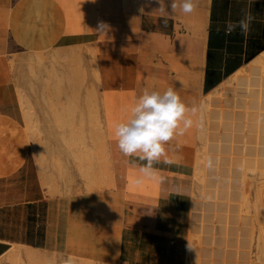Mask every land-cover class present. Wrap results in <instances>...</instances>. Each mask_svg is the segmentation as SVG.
I'll list each match as a JSON object with an SVG mask.
<instances>
[{"label":"crops","instance_id":"1","mask_svg":"<svg viewBox=\"0 0 264 264\" xmlns=\"http://www.w3.org/2000/svg\"><path fill=\"white\" fill-rule=\"evenodd\" d=\"M248 4L199 0L195 13L178 9L165 25L153 12L157 0H0V259L26 246L100 264H186L200 112L208 95L264 54V0H252L247 36L216 31L218 23L240 19ZM100 22L106 33L97 31ZM31 58L42 65L31 68ZM37 68L40 78H32ZM54 80L73 93L60 100L44 94ZM93 81L103 103L110 184L98 179L100 187L86 191L73 169L68 191L58 181L55 193L25 114L30 104L43 110L39 104L85 101L81 85ZM146 87H173L196 109L187 114L193 126L167 145L175 162L154 164L153 177L120 152L114 135Z\"/></svg>","mask_w":264,"mask_h":264},{"label":"rangeland","instance_id":"2","mask_svg":"<svg viewBox=\"0 0 264 264\" xmlns=\"http://www.w3.org/2000/svg\"><path fill=\"white\" fill-rule=\"evenodd\" d=\"M34 67H35L34 65L31 66V68H34ZM39 68H37V70H35L31 73L32 78H36V77L40 78V69ZM253 71L254 70L252 68L247 69L245 71H241L236 76H234V78L232 77L233 79L232 78H231V80L229 79L230 82L226 86L222 85L216 91H214L213 93L208 95V98L205 100L203 107H202V110L200 112V116H199V120H198V124H197L198 132H197L195 147H194V152H193V169H194V176H193L194 193L193 194H194V198H193L192 217H191L190 229H189V234H188L189 235L188 244L190 245V247L188 246L189 248H188V252H187L186 264H197V263L198 264H205V263L206 264H222L224 261H226V262H224L223 264H225V263L226 264H233V263L234 264H259L260 262H261L260 264H264V225H262V224H264L263 223L264 222V199H263L264 198V181L262 180V178L264 179V176L262 178L259 177V176L264 175L263 170H262L263 174L259 175L260 168L261 169L264 168V160H262L260 162L261 156L264 157V117H263L264 116V91H263L264 90V81H263V78L261 76L260 71L259 72L257 71L256 73L255 72L252 73ZM32 75H34V76H32ZM239 77H241L240 78L241 80L239 79ZM253 80H254V82H253ZM49 82L51 84V81H49ZM57 83L59 84L60 87H58V89L56 88L57 93H54V90H56L55 86L58 85ZM83 83H85V80H82V84ZM54 84L55 85L53 87L49 86V88H46L47 89L46 92H43V93L49 94V95H54L56 100H57V96H59V94H61V93H62L61 95H64V94L68 95V94L73 93L72 88H70V90L68 87L63 89L61 84L57 80L54 81ZM248 84H252V86H253V84H256V86H254V87H257V88L255 89V92L252 95L245 89L248 86ZM258 84H262V85L259 86ZM86 88L88 90H86ZM229 90L232 92H230ZM234 91H235V93L232 95V93ZM58 92H61V93L58 94ZM240 92H241V95H240ZM86 95H88V97ZM81 96H82V100L84 99L86 101V103H85V101L78 102L77 104L79 106L77 104H75V102L71 103L70 101L68 103H66L67 105L65 104V102H63V104H62V102H55V103H58L60 105L55 104L54 102H47V103H43V104L38 105L41 107L43 106V108L45 107V109L38 110V109H36V106L30 104L29 108L27 109L29 115H28V113L25 114L24 120L26 121L27 128H28V130H29V132L33 138V141H34V147L36 148V152H35L36 157L38 159V163L40 164L41 169L46 174L45 178H46V181L48 183L47 185H50V189H53V188L57 189L58 188L57 187L58 181L60 184H62V182L64 181L65 182L64 184L66 187L64 191L67 192L68 191L67 185L69 184V182H72V178H73V174H74L73 169L75 170V174H78L79 175L78 177L82 181V182H80L81 187L85 188V186H86V188H85L86 191L97 190V189H91L90 187H94L96 184H98L99 183L98 179H99V181L100 180L104 181L106 179V182H105L106 186L105 187L109 186V184H110V180H108L110 177L109 176L110 172H108L109 171L108 158H105V156H106L105 146L107 144L106 139H105V143H104V140H102L103 142L100 144L101 138L103 139V137H104L103 133L106 135V133H105V131H106L105 120H104V114H103V105L99 101L100 100V92H99V89L94 84V81L87 84V85L81 86ZM212 98H215L216 101L211 102ZM224 98L226 99V101ZM60 99H62V96H60ZM60 99L58 98V100H60ZM61 104H62V106H61ZM64 105H65V107H64ZM86 106H88V107H86ZM66 107H68L69 109L66 110ZM71 107H73L72 108L73 112L70 110ZM77 107H78V110H77ZM209 107H211V108H209ZM69 110H70V113H69ZM38 111H40V112H38ZM82 112H83V115H79V114H82ZM68 113L71 115H69ZM74 113H76L75 116H74ZM58 114H61V115H58ZM32 116H33V118H31ZM59 116H61V117H59ZM64 117L66 119H64ZM69 118H72L74 120L69 119ZM67 119H69L70 122H68ZM63 120L66 121V124ZM89 125H90V127H89ZM80 126H81V128H80ZM220 126H221V128H220ZM72 127H74V128H72ZM222 128H223V130H222ZM250 128L251 129L253 128V129L251 130ZM81 129L84 130V132L81 131ZM46 130L50 131V132L44 133V131H46ZM75 130H76V132H75ZM101 131H103V133ZM80 132L82 134H80ZM88 132H90V134ZM245 132L248 134H246ZM222 134L225 135V137H227L226 140ZM242 134H244V135H242ZM82 135H84V136H82ZM219 135H221V137H223V138H221ZM256 135H257V137H256ZM215 136L220 137L222 139V141L219 144L217 142H219L221 139L219 138L220 139L219 140ZM72 138L74 139L73 140L74 142L72 141ZM96 138L99 140V142ZM214 139H215V143L213 142ZM256 139H258V140L256 141ZM96 140H97V142H96ZM235 140H236V143H235ZM242 141L243 142L246 141L247 146L245 145L246 142L242 143ZM239 142L241 145L239 144ZM257 142H258V144H257ZM96 143H99L100 145L103 144V146L97 147ZM222 143L225 146H221L220 144H222ZM81 145H82V147H81ZM256 145L257 146L259 145L260 147L259 146L257 147ZM219 146H220V148H219ZM241 146L244 148H241ZM94 147H96V148H94ZM250 147H252V148H250ZM97 148H98V151H97ZM243 149L244 150L246 149L245 151H247L248 153L247 152L245 153V151L243 152ZM211 151L213 154H215V156L216 155H218V156L215 157L214 155H212ZM95 152H98V153L96 154ZM257 153H258V155H256ZM94 154H95V157H93ZM91 155H92V157H91ZM209 155L210 156L212 155V157H210ZM225 155H227V157H225ZM228 155L231 157V160H230V157ZM234 155L235 156L238 155V156H236L238 158H236ZM241 155H243V156H241ZM87 156H89V157L87 158ZM96 156H97V158H96ZM219 156H220V159L218 158ZM239 156L244 157L245 159L240 158ZM248 156H252V157L250 158ZM253 157L257 161L260 162V163L258 162V164L261 165V163H262V165H263V167L259 165L260 166L259 170L256 169L259 166L257 167V162H254L256 160ZM99 158L101 159L100 161H99ZM209 158H211L213 161V167L211 169H209L206 166V162ZM262 159H264V158H262ZM242 160H243V162H242ZM230 161H232L231 162L232 165H230V163H229ZM51 162H53V163H51ZM241 162L244 163L245 165L242 164ZM92 163H93V165H92ZM103 163H105V165ZM227 163H228V165H227ZM76 165H80L81 167L78 169ZM89 165H90V167H89ZM242 165H243V167H242ZM87 167L90 170L89 173L87 172L88 171ZM239 167L242 168V171ZM81 168H83V170ZM84 168L87 169V171H86L87 173L85 176L83 174H80V172H79V170L81 169L82 173L85 174ZM201 168H204V169H201ZM237 168H239V169H237ZM251 168H252V170L255 168L256 171H252V170L249 171V169H251ZM246 169H248V171H246ZM230 171H231V173H230ZM61 172H62V174H61ZM239 173H240V175H239ZM51 174H54V175H51ZM229 174L231 176V179H229L230 178ZM242 175H245L246 177L245 176H243V177L245 179L248 178L247 179L248 181L251 180L250 182H252L251 183L252 185H249L250 182H248L247 180H244V178L241 177ZM63 178H65V179H63ZM83 178H86L85 181L83 180ZM203 180H204V182H203ZM242 180H243V182H242ZM259 180H261V182H258ZM244 182H245V184H247V189H248V187L250 188L249 192L247 189L241 188V187H244ZM227 183L228 184L230 183L229 188H228ZM241 183H242V185H241ZM220 184H221V186H220ZM87 186H88V188H87ZM202 186H204L206 188H204ZM209 187H211V188H209ZM217 188L219 190H217ZM54 189H53V191H54ZM229 189H230V191H228ZM57 191H58V189L55 190L54 192L56 193ZM209 191L211 192V195L209 194L210 193ZM242 191H244V192L242 193ZM228 193H229V195H228ZM208 195H210V196H208ZM228 196H229V198H228ZM205 197H206V199H208V201L205 199ZM255 197H256V200H255ZM243 198L244 199L246 198V202H244ZM199 199L202 201H200ZM204 199H205L204 202L206 204L203 202ZM209 199H210V202L212 204L209 203ZM215 200L218 203H216ZM224 200H227V201L229 200L232 203L228 201L229 202V204H228L227 201H224ZM238 201H239V203L244 202L246 205L244 203L239 204ZM247 201H249L250 204ZM254 201L258 202V205H259L258 210H260V211H258V213H257V208L255 209V206H257V205H256V203L254 204ZM222 202H226V204L222 203ZM203 203L205 206L202 205ZM215 203H216V205H215ZM227 204L230 205V207ZM237 205H238V207H237ZM240 205L243 206V208L241 209V212H239L240 209H238V211L236 210L237 208L241 207ZM244 205L246 206V208ZM211 206L212 207L214 206L215 209H214V207H213V209H211ZM226 206H227V210L224 209V207L226 208ZM247 206L250 208V210L247 209ZM200 207H201V209H200ZM203 208L205 210L204 211L205 213L210 214V215L208 214L210 217L207 216V214L203 213ZM208 208H210L212 211ZM228 210H229V212H228ZM243 210L244 211L246 210V211L243 213ZM254 210H256V212H254ZM247 211L248 212L250 211V212L248 213ZM246 212H247V214H245ZM214 213H215V215H214ZM242 213L245 214L246 216L248 215L249 218L244 216ZM254 213L258 214L257 217L260 214L258 220H257V218L255 219L256 215ZM241 214H242V216H241ZM202 215H204L206 217H204ZM211 216L213 219H211ZM215 217H217V218H215ZM221 217H222V219H220ZM238 217H240V219H238ZM241 217H242V219H241ZM201 219H203V221L204 220L205 221L203 222V221H201ZM214 219L218 220V222ZM234 219H236V221H234ZM213 220H214V222H213ZM255 220L258 221L257 224H256ZM226 221L229 222V224ZM245 221H247L248 225H250V226H247L246 225L247 222H245ZM260 221H262V222H260ZM197 222L198 223L200 222V223L198 224ZM238 222H240V223H238ZM213 223H214V225H213ZM236 223L238 225H236ZM260 223H262V224H260ZM207 224H209V226ZM227 224H228V226H227ZM232 225H235V226H232ZM258 225L263 226V229H262L263 231L260 229V226L258 229ZM244 226H245V229H244ZM203 227L205 229L208 227L209 228L204 230ZM247 227H249L248 230L250 232H248V230H246ZM233 228H234V230H233ZM239 228H241L242 230ZM225 229L227 230L228 234H227ZM214 230H215V232H214ZM258 230H261L260 231L261 233ZM212 232H213V234H212ZM232 232H234V233H232ZM258 232H259V234H258ZM262 233H263V236H262ZM233 234H235V235H233ZM243 234H246V236H249V237L252 236V237L250 239L245 238V235L243 236ZM221 235H224V236L227 235L226 236L227 239L224 236L221 237ZM228 235H231V238L228 237ZM236 235L238 236L237 237L238 239L235 237ZM211 236H214V237H211ZM233 236L236 239L232 238ZM258 236L262 237V238L258 239L259 242H257V239H256V238H258ZM196 238L198 239V241L196 240ZM228 238H230V239H228ZM224 239L226 242L224 241ZM231 239H233V240H231ZM219 240H220V242H219ZM236 240H237V242H234ZM228 241H231V244H234V245H232V246H234L233 248L230 249V247H232V246L228 245V243H227ZM239 241H240L241 246L238 247V245H235V244L238 243ZM223 242L225 243V245ZM256 242H257L258 246H257ZM210 243H211V245H210ZM246 243H250V244H246ZM251 244H252V246H251ZM222 246H226V247L224 248ZM228 246H229V248H228ZM203 248H204V250H203ZM221 248H223V249H221ZM226 248L228 250L229 249L230 250L228 251ZM244 248H246V249H244ZM247 248L248 249L250 248L249 251ZM14 249H16V248H14ZM195 249H197V250H195ZM233 249L235 251H233ZM239 249L241 250L240 252H239ZM236 250H238V251H236ZM242 250H243V252H242ZM204 251H206V252H204ZM201 252H202V254H201ZM10 253H8L6 256H4L2 259H0V264H11L12 261L9 258ZM247 253H248V255H246ZM46 254L48 256V261L46 262V264L48 262L49 263L51 262L50 264H59V260H60L61 256H58L57 254L52 253V252H49V254H48L47 251H46ZM199 255L202 258L199 257ZM206 255L208 258L206 257ZM238 255H239V257H238ZM49 256H51L52 258H50ZM203 256H204V258H203ZM248 257H249V259H248ZM223 258H225V260ZM52 259H53V261H52ZM8 260H10V261H8ZM82 261H85V260H82ZM80 262H81V260H76V264H78ZM87 262H90V261H86V263ZM94 263H96V262H94ZM96 264H100V263H96Z\"/></svg>","mask_w":264,"mask_h":264},{"label":"clouds","instance_id":"3","mask_svg":"<svg viewBox=\"0 0 264 264\" xmlns=\"http://www.w3.org/2000/svg\"><path fill=\"white\" fill-rule=\"evenodd\" d=\"M157 3L159 7L153 12L159 13L165 25L168 19L175 17L178 9L184 15H191L199 7V0H157ZM251 3L252 0H249L248 7L242 9L240 19H228L222 25L218 23L217 33L223 31L225 36H230L239 29L241 35L247 36L255 19L250 10ZM139 11L143 14L144 8L141 7ZM108 30L109 26L100 22L97 31L106 33ZM190 112L194 114L196 109L187 107L173 87L164 91L144 88L128 110L127 118L115 125L118 149L125 157L136 158L141 162L140 173L153 177L156 171L154 164L162 162L171 165L175 162L167 154V145L193 126L192 119L187 117ZM206 166L209 169L213 167L211 158L207 160ZM59 264H76V259L72 255H61Z\"/></svg>","mask_w":264,"mask_h":264},{"label":"bare ground","instance_id":"4","mask_svg":"<svg viewBox=\"0 0 264 264\" xmlns=\"http://www.w3.org/2000/svg\"><path fill=\"white\" fill-rule=\"evenodd\" d=\"M90 48H91V47H90ZM76 51H77V50H76ZM72 52H73V50H72ZM77 55H78V54H77ZM74 56H76V55H74ZM38 58H39V57H38ZM41 58H43V57H41ZM68 59H69V58H68ZM70 59H71V58H70ZM76 59H77V57H75V60H76ZM43 60H44V59H43ZM54 60H55V59H54ZM66 60H67V58H66ZM73 60H74V58H73ZM75 60H74V61H75ZM52 61H53V60H52ZM64 61H65V60H64ZM76 61H78V60H76ZM79 61H80V60H79ZM38 63L40 64V60L37 59V60L35 61L34 59L32 60V58H31V60L29 61V64H28V65H31V66H33V65L35 66V65H36V66H37ZM41 63H43V62H41ZM40 65H42V64H40ZM249 65H251L250 68H252V69L254 70L252 73H254V72L256 73L257 71H258V72L260 71L261 76H262L263 81H264V54L260 55V57H258L253 63H251V64H249ZM249 65H248V68H249ZM78 67H79V66H78ZM248 68H247V69H248ZM247 69H246V70H247ZM97 71H98V70H97ZM241 71H242V70H241ZM243 71H245V69H244ZM78 73H79V72H78ZM97 73H98V72H97ZM239 73H240V71H239ZM236 74H237V73H236ZM248 74H249V73H248ZM74 75H75V74H74ZM79 75H80V74H79ZM249 75H250V74H249ZM253 75H254V74H253ZM253 75H252V76H253ZM83 76H84V75H83ZM235 76H236V75H235ZM261 76H260V77H261ZM56 77H57V76H56ZM78 78H80V77H78ZM233 78H234V76H233ZM233 78H232V79H233ZM240 78H241V77H239V79H240ZM248 78H249V77H248ZM82 79H83V77H82ZM235 79H236V78H235ZM237 79H238V78H237ZM84 80H85V79H84ZM230 80H231V78H230ZM230 80H229V81H230ZM240 80H241V79H240ZM54 81H55V80H54ZM257 81H258V80H257ZM251 82H252V81H251ZM253 82H254V80H253ZM226 83L228 84L229 82H226ZM259 83H260V82H259ZM57 84H58V83H57ZM60 84H62V83H60ZM258 85L261 86L262 84H258ZM81 86H83V85H81ZM254 86H256V84H253V86H252V84H248V86H247L248 88L246 87L245 89H246V90L252 95V94H254L255 89L257 88V87H254ZM52 87H53V86H52ZM58 87H60L59 84H58L57 86H55V89H56V88L58 89ZM77 87H78V86H77ZM86 87H87V86H86ZM57 89L54 90V93H57ZM60 89H61V88H60ZM242 89H243V88H242ZM245 89H244V90H245ZM261 89H262V88H261ZM69 90H70V89H69ZM86 90H88V89L86 88ZM55 91H56V92H55ZM64 91H65V90H64ZM229 91H230V90H229ZM263 91H264V90H263ZM230 92H232V91H230ZM59 93H61V92H58V94H59ZM86 93H87V92H86ZM234 93H235V91L232 93V95H233ZM61 94H62V93H61ZM61 94H59V96H57V99H58V98L60 99ZM240 95H241V92H240ZM86 96L88 97V95H86ZM86 96H85V97H86ZM52 97H54V96H52ZM78 97H80V96H78ZM87 97H86V98H87ZM238 97H239V96H238ZM250 97H251V96H250ZM54 98H55V97H54ZM86 98H85V99H86ZM252 98H253V97H252ZM77 99H78V98H77ZM79 99H80V98H79ZM79 99H78V101H79ZM224 99H225V98H224ZM250 99H251V98H250ZM47 100H49V99H47ZM73 100H75V99H73ZM66 101H67V99H66ZM66 101H65V104L69 102V101H67V102H66ZM101 101H102V99H101ZM214 101H216V99H215V98H212V99H211V102H214ZM225 101H226V99H225ZM242 101H243V100H242ZM53 102H54V101H53ZM70 102H71V101H70ZM74 102H75V104L78 103V102H76V101H74ZM249 102H250V101H249ZM54 103H55V102H54ZM71 103H72V102H71ZM85 103H86V101H85ZM55 104H58V103H55ZM62 104H63V102H62ZM62 104H61V106H62ZM69 104H70V103H69ZM87 104H88V103H87ZM58 105H60V104H58ZM58 105H57V106H58ZM66 105H67V104H66ZM70 105H71V104H70ZM77 105H78V104H77ZM102 105H103V103H102ZM78 106H79V105H78ZM222 106H223V105H222ZM55 107H56V106H55ZM59 107H60V106H59ZM64 107H65V105H64ZM86 107H88V106H86ZM72 108H73V107H71V109H70L71 111H72ZM209 108H211V107H209ZM67 109H69V108L66 107V110H67ZM66 110H65V111H66ZM70 110H69V113H70ZM75 110H76V109H75ZM77 110H78V107H77ZM77 110H76V111H77ZM76 111H75V112H76ZM87 111H88V110H87ZM63 112H64V111H63ZM72 112H73V111H72ZM69 113H68V114H69ZM75 114H76V113H74V116H75ZM58 115H61V114H58ZM63 115H64V114H63ZM69 115H71V114H69ZM69 115H68V116H69ZM79 115H83V112H82V114H79ZM59 117H61V116H59ZM66 117H67V116H66ZM69 117H70V116H69ZM79 117H80V116H79ZM236 117H237V116H236ZM263 117H264V116H263ZM62 118H63V117H62ZM64 119H66V118L64 117ZM69 119H72V118H69ZM69 119H67L68 122H70ZM221 119H222V118H221ZM234 119H235V118H234ZM72 120H74V119H72ZM75 120H76V119H75ZM83 120H84V119H83ZM217 120H218V119H217ZM63 121H64V120H63ZM63 121H62V122H63ZM80 121H81V120H80ZM80 121H79V122H80ZM84 121H85V120H84ZM220 121H221V120H220ZM250 121H251V120H250ZM64 122H65V124H66V121H64ZM68 122H67V123H68ZM245 122H246V121H245ZM255 122H256V121H255ZM73 124H74V123H73ZM73 124H72V125H73ZM78 124H79V123H78ZM83 124H84V123H83ZM218 124H219V123H218ZM245 124H246V123H245ZM67 125H68V124H67ZM80 125H81V124H80ZM252 125H253V124H252ZM101 126H102V125H101ZM89 127H90V125H89ZM222 127H223V126H222ZM72 128H74V127H72ZM80 128H81V126H80ZM220 128H221V126H220ZM238 128H239V127H238ZM240 128H241V127H240ZM245 128H246V127H245ZM67 129H68V128H67ZM69 129H70V128H69ZM83 129H84V128H83ZM90 129H91V128H90ZM250 129H251V128H250ZM252 129H253V128H252ZM252 129H251V130H252ZM70 130H71V129H70ZM219 130H220V129H219ZM222 130H223V128H222ZM81 131L84 132V130H82V129H81ZM241 131H242V130H241ZM247 131H248V130H247ZM256 131H257V130H256ZM73 132H74V131H73ZM75 132H76V130H75ZM101 132L103 133V131H101ZM223 132H224V131H223ZM232 132H233V131H232ZM248 132H249V131H248ZM70 133H71V132H70ZM88 133L90 134V132H88ZM215 133H216V132H215ZM215 133H214V134H215ZM245 133H246V132H245ZM258 133H259V132H258ZM77 134H78V133H77ZM80 134H82V133L80 132ZM218 134H219V133H218ZM229 134H230V133H229ZM246 134H248V133H246ZM103 135H104V137L102 136L103 139L101 138V142H100V144L103 142L102 140H104V143H105L106 135H105L104 133H103ZM222 135H223V134H222ZM242 135H244V134H242ZM82 136H84V135H82ZM82 136H81V137H82ZM219 136L221 137V135H219ZM223 136L225 137V135H223ZM215 137H216V136H215ZM220 137H216V138L219 139ZM256 137H257V135H256ZM77 138H78V137H77ZM221 138H223V137H221ZM221 138H220V139H221ZM226 138H227V137H225V140H226ZM88 139H89V138H88ZM96 139H97V138H96ZM220 139H219V140H220ZM261 139H262V138H261ZM73 140H74V139L72 138V141H73ZM97 140H98V139H97ZM97 140H96V142H97ZM239 140H240V139H239ZM244 140H245V139H244ZM244 140H243V141H244ZM257 140H258V139H256V141H257ZM221 141H222V139H221L219 142H217V143L219 144ZM230 141H231V140H230ZM240 141H241V140H240ZM243 141H242V143H245V142H246V141H245V142H243ZM73 142H74V141H73ZM98 142H99V140H98ZM213 142L215 143V139L213 140ZM230 143H231V142H230ZM230 143H229V144H230ZM235 143H236V140H235ZM80 144H81V143H80ZM98 144H99V143H96L97 147H101V146H103V144H102V145H100V144L98 145ZM239 144H240V142H239ZM246 144H247V142L245 143V145H246ZM257 144H258V142H257ZM220 145H221V146H225V145H223V143L220 144ZM240 145H241V144H240ZM251 145H252V144H251ZM251 145H250V146H251ZM243 146H244V145H243ZM246 146H247V145H246ZM256 146H257V145H256ZM258 146H259V145H258ZM258 146H257V147H258ZM67 147H68V146H67ZM81 147H82V145H81ZM238 147H239V146H238ZM244 147H245V146H244ZM244 147L241 146V148H244ZM254 147H255V146H254ZM259 147H260V146H259ZM94 148H96V147H94ZM105 148H106V146H105ZM207 148H208V147H207ZM219 148H220V146H219ZM223 148H224V147H223ZM229 148H230V147H229ZM239 148H240V147H239ZM245 148H246V147H245ZM250 148H252V147H250ZM208 149H209V148H208ZM210 149H211V148H210ZM224 149H225V148H224ZM231 149H232V148H231ZM231 149H230V150H231ZM95 150H96V149H95ZM245 150H246V149H245ZM245 150L243 149V152H244ZM259 150H260V149H259ZM97 151H98V148H97ZM212 151H213V150H212ZM212 151H211V153H212ZM232 152H233V151H232ZM246 152H247V151H245V153H246ZM258 152H259V151H258ZM81 153H82V152H81ZM95 153L97 154L98 152H95ZM245 153H244V154H245ZM247 153H248V152H247ZM250 153H251V152H250ZM252 153H253V152H252ZM244 154H243V155H244ZM204 155H205V154H204ZM212 155L215 156V154H213V153H212ZM212 155H211V156L209 155V156L212 157ZM229 155H230V154H229ZM229 155H228V156H229ZM243 155H241V156H243ZM245 155H246V154H245ZM247 155H248V154H247ZM252 155H253V154H252ZM256 155H258V153H257ZM205 156H206V155H205ZM216 156H218V155H216ZM216 156H215V157H216ZM234 156H235V155H234ZM234 156H233V157H234ZM236 156H238V155H236ZM236 156H235V157H236ZM254 156H255V155H254ZM88 157H89V156H87V158H88ZM91 157H92V155H91ZM93 157H95V154L93 155ZM225 157H227V155H225ZM229 157H230V156H229ZM239 157H240V156H239ZM245 157H246V156H245ZM248 157L251 158L252 156H248ZM248 157H247V158H248ZM255 157H256V156H255ZM96 158H97V156H96ZM105 158H108V152H107V149H106V156H105ZM218 158L220 159V156H219ZM236 158H238V157H236ZM240 158L245 159L244 157H240ZM253 158H254V157H253ZM262 158H264V157L261 156V158H260L261 160L258 158V159L260 160V162H261L262 160H264V159H262ZM202 159H203V158H202ZM206 159H207V158H206ZM248 159H249V158H248ZM254 159H255V158H254ZM254 159H253V160H254ZM86 160H87V159H86ZM89 160H90V159H89ZM100 160H101V159L99 158V161H100ZM105 160H106V159H105ZM230 160H231V157H230ZM250 160H251V159H250ZM255 160H256V159H255ZM51 161H52V160H51ZM58 161H59V160H58ZM60 161H61V160H60ZM77 161H78V160H77ZM244 161H245V160H244ZM231 162H232V161L229 162L230 165H232ZM242 162H243V160H242ZM242 162H241V163H242ZM254 162H257V167L260 165V164H258L259 161H257V160L254 161ZM260 162H259V163H260ZM51 163H53V162H51ZM80 163H81V162H80ZM87 163H88V162H87ZM247 163H248V162H247ZM58 164H59V163H58ZM103 164L105 165V163H103ZM242 164H244V163H242ZM255 164H256V163H255ZM92 165H93V163H92ZM104 165H103V166H104ZM200 165H201V164H200ZM227 165H228V163H227ZM238 165H239V164H238ZM244 165H245V164H244ZM247 165H248V164H247ZM56 166H57V165H56ZM76 166H77L78 169L81 167L80 165H76ZM101 166H102V165H101ZM255 166H256V165H255ZM260 166L263 167L262 163H261ZM260 166H259L258 168H256V169L259 170ZM59 167H60V166H59ZM82 167H83V166H82ZM89 167H90V165H89ZM92 167H93V166H92ZM104 167H105V166H104ZM230 167H231V166H230ZM236 167H237V166H236ZM236 167H235V168H236ZM240 167H241V166H240ZM240 167H239V168H240ZM242 167H243V165H242ZM246 167H247V166H246ZM85 168H86V167H85ZM85 168H84V170H85V174L82 173L83 168H81L82 170L80 169L81 171L79 170L80 174H83L84 176L86 175L87 172H88V173L90 172V170L88 169V167H87L88 171H87V169H85ZM228 168H229V167H228ZM239 168H237V169H239ZM60 169H61V168H60ZM201 169H204V168H201ZM218 169H219V168H218ZM231 169H232V168H231ZM240 169H241V171H242V168H240ZM243 169H244V168H243ZM256 169L254 168V169L252 170V168H251V169H249V171H251V170H252V171H256ZM61 170H62V169H61ZM61 170H60V171H61ZM63 170H64V169H63ZM104 170H105V169H104ZM262 170L264 171V168H263V169L260 168V170H259V175H261V174L264 173V172L262 173ZM55 171H56V170H55ZM86 171H87V172H86ZM202 171H203V170H202ZM234 171H235V170H234ZM236 171H237V170H236ZM246 171H248V169H246ZM83 172H84V171H83ZM104 172H105V171H104ZM106 172H107V171H106ZM108 172H109V171H108ZM228 172H229V171H228ZM260 172H261V173H260ZM217 173H218V172H217ZM230 173H231V171H230ZM241 173H242V172H241ZM251 173H252V172H251ZM61 174H62V172H61ZM223 174H224V173H223ZM242 174H243V173H242ZM253 174H254V173H253ZM51 175H54V174H51ZM218 175H219V174H218ZM239 175H240V173H239ZM245 175H246V174H245ZM245 175H242L241 177H243V176H245ZM109 176H110V175H109ZM263 176H264V175L259 176V177L262 178ZM217 177H218V176H217ZM229 177H230L229 179H231L230 174H229ZM245 177H246V176H245ZM51 178H52V177H51ZM243 178H244V177H243ZM57 179H58V178H57ZM59 179H60V178H59ZM63 179H65V178H63ZM85 179H86V178H83L84 181H85ZM205 179H206V178H205ZM235 179H236V178H235ZM247 179H248V178H247ZM247 179L244 178V180H247ZM55 180H56V179H55ZM108 180H109V179H108ZM249 180H250V179H249ZM262 180L264 181L263 178H262ZM205 181H206V180H205ZM247 181H248V180H247ZM250 181H251V180H250ZM250 181H248V182H250ZM263 181H262V182H263ZM81 182H82V181H81ZM203 182H204V180H203ZM229 182H230V181H229ZM242 182H243V180H242ZM258 182H261V180H259ZM99 183L101 184L102 182H99ZM99 183H98V184H99ZM246 183H247V182H246ZM251 183H252V182H250L249 185H252ZM55 184H56V183H55ZM98 184H96L94 187H90V186H89V187H90L91 189H96V188L100 187V185H98ZM112 184H113V183H112ZM203 184H204V183H203ZM227 184H228V183H227ZM229 184H230V183H229ZM229 184H228V188H229ZM233 184H234V183H233ZM51 185H52V184H51ZM56 185H57V184H56ZM93 185H94V184H93ZM104 185H105V183L103 184V186H104ZM206 185H207V184H206ZM206 185H205V186H206ZM217 185H218V184H217ZM241 185H242V183H241ZM249 185H248V186H249ZM40 186H41V185H40ZM48 186H50V185H48ZM215 186H216V185H215ZM218 186H219V185H218ZM220 186H221V184H220ZM202 187H204V186H202ZM245 187H246V188H245ZM251 187H252V186H251ZM85 188H86V186H85ZM87 188H88V186H87ZM101 188H102V187H101ZM204 188H206V187H204ZM204 188H203V189H204ZM209 188H211V187H209ZM241 188H243V189H247V184H245V182H244V187H241ZM221 189H222V188H221ZM249 189H250V188L248 187V189H247L248 192H249ZM54 190H55V189H54ZM79 190H80V189H79ZM100 190H101V189H100ZM215 190H216V189H215ZM217 190H219V189L217 188ZM247 190H246V191H247ZM228 191H230V189H229ZM240 191H241V190H240ZM93 192H94V191H93ZM209 192H210V191H209ZM209 192H208V193H209ZM243 192H244V191H242V193H243ZM248 192H247V193H248ZM208 193H207V194H208ZM217 193H218V192H217ZM245 193H246V192H245ZM207 194H206V195H207ZM209 194L211 195V192H210ZM220 194H221V193H220ZM235 194H236V193H235ZM240 194H241V193H240ZM240 194H239V195H240ZM210 195H208V196H210ZM224 195H225V194H224ZM228 195H229V193H228ZM203 196H204V195H203ZM246 196H247V195H246ZM213 197H214V196H213ZM222 197H223V196H222ZM225 197H226V196H225ZM228 198H229V196H228ZM241 198H242V197H241ZM205 199H206V197H205ZM205 199L203 200V202L205 201ZM223 199H224V198H223ZM243 199H244V198H243ZM243 199H242V200H243ZM263 199H264V198H263ZM199 200H200V199H199ZM206 200L208 201V199H206ZM255 200H256V197H255ZM200 201H202V200H200ZM207 201H206V202H207ZM213 201H214V200H213ZM213 201H212V202H213ZM220 201H221V200H220ZM224 201H227V200H224ZM228 201H229V200H228ZM228 201H227V203L229 204V202H231V201H229V202H228ZM240 201H241V200H240ZM215 202H216V200H215ZM244 202H246V198L244 199ZM244 202L239 203V201H238L239 204H243ZM247 202L249 203V201H247ZM204 203H205V202H204ZM204 203H203L202 205H204ZM209 203H211V202H210V199H209ZM213 203H214V202H213ZM216 203H218V202H216ZM216 203H215V205H216ZM222 203H225V204H226V202H222ZM231 203H232V202H231ZM233 203H234V202H233ZM236 203H237V202H236ZM255 203H256V205L258 206V207L255 206V209L257 208V213H258V211H260V210H258L259 205H258V202H257V201H256V202L254 201V204H255ZM205 204H206V203H205ZM211 204H212V203H211ZM228 204H227V205H228ZM234 204H235V203H234ZM244 204H245V203H244ZM249 204H250V203H249ZM219 205H220V204H219ZM232 205H233V204H232ZM235 205H236V204H235ZM245 205H246V204H245ZM245 205H244V206H245ZM204 206H205V205H204ZM228 206L230 207V205H228ZM240 206H241V205H240ZM202 207H203V206H202ZM206 207H207V206H206ZM213 207H214V206H213ZM213 207L211 206V209H213ZM216 207H217V206H216ZM235 207H236V206H235ZM237 207H238V205H237ZM237 207H236V208H237ZM221 208H222V207H221ZM236 208H235V209H236ZM242 208H243V206H241L240 208H237L236 210L238 211V209H240L239 212H241V209H242ZM245 208H246V206H245ZM245 208H244V209H245ZM200 209H201V207H200ZM208 209H210V208H208ZM208 209H207V210H208ZM211 209H210V210H211ZM214 209H215V207H214ZM224 209L227 210V206H226V208L224 207ZM231 209H232V208H231ZM247 209L250 210V208H249L248 206H247ZM204 211H205V210H204V208H203V213H204V214H207V213H205ZM208 211H209V210H208ZM208 211H207V212H208ZM211 211H212V210H211ZM245 211H246V210H245ZM245 211L243 210V213H244ZM196 212H197V211H196ZM213 212H214V211H213ZM216 212H217V211H216ZM216 212H215V213H216ZM225 212H226V211H225ZM228 212H229V210H228ZM239 212H238V213H239ZM247 212H248V211H247ZM247 212H246L245 214H247ZM249 212H250V211H249ZM249 212H248V213H249ZM254 212H256V210H254ZM215 213H214V215H215ZM219 213H220V212H219ZM243 213H242V214H243ZM259 213H260V212H259ZM208 214H209V213H208ZM208 214H207V216L210 215V214H209V215H208ZM224 214H225V213H224ZM235 214H236V213H235ZM242 214H241V216H242ZM245 214H243V215L246 216ZM254 214H255V213H254ZM218 215H219V214H218ZM249 215H250V214H249ZM255 215H256L255 219L257 218V220H258L260 214H259L258 217H257L258 214H255ZM202 216H204V215H202ZM204 217H206V216H204ZM209 217H210V216H209ZM246 217L249 218L248 215H247ZM201 218H202V217H201ZM215 218H217V217H215ZM226 218H227V217H226ZM226 218H225V219H226ZM228 218H229V217H228ZM248 218H247V219H248ZM203 219H204V218H203ZM203 219H201V221H203ZM211 219H213L212 216H211ZM220 219H222V217H221ZM238 219H240V217H238ZM238 219H237V220H238ZM241 219H242V217H241ZM244 219H245V218H244ZM250 219H251V218H250ZM214 220H216V219H214ZM214 220H213V222H214ZM257 220H255V221H256V224H257V222H258ZM260 220H261V219H260ZM198 221H199V220H198ZM204 221H205V220H204ZM204 221H203V222H204ZM208 221H209V220H208ZM216 221L218 222V220H216ZM222 221H223V220H222ZM232 221H233V220H232ZM234 221H236V219H234ZM248 221H249V220H248ZM226 222H227V221H226ZM245 222H247V221H245ZM260 222H262V221H260ZM197 223H198V222H197ZM199 223H200V222H199ZM199 223H198V224H199ZM227 223L229 224V222H227ZM232 223H233V222H232ZM234 223H235V222H234ZM238 223H240V222H238ZM263 223H264V222H263ZM201 224H202V223H201ZM209 224H210V223H209ZM209 224H207V225L209 226ZM216 224H217V223H216ZM228 224H227V226H228ZM241 224H242V223H241ZM249 224H250V223H249ZM258 224H259V223H258ZM260 224H262V223H260ZM213 225H214V223H213ZM213 225H212V226H213ZM236 225H238V224L236 223ZM239 225H240V224H239ZM242 225H243V224H242ZM246 225H247V226H250V225H248V222H247ZM262 225H264V224H262ZM262 225H261V226L258 225V229H259V226H260V229L262 230V229H263V226H262ZM202 226H203V225H202ZM232 226H235V225H232ZM213 227H214V226H213ZM225 227H226V226H225ZM229 227H230V226H229ZM239 227H240V226H239ZM251 227H252V226H251ZM208 228H209V227H208ZM208 228H206V229H208ZM221 228H222V227H221ZM227 228H228V227H227ZM230 228H231V227H230ZM248 228H249V227H247L246 230H248ZM196 229H197V228H196ZM203 229L206 230L204 227H203ZM239 229H241V228H239ZM244 229H245V226H244ZM225 230H226V229H225ZM229 230H230V229H229ZM229 230H228V231H229ZM233 230H234V228H233ZM241 230H242V229H241ZM261 230H258V231L260 232ZM235 231H236V230H235ZM262 231H263V230H262ZM214 232H215V230H214ZM226 232H227V230H226ZM248 232H250V231L248 230ZM252 232H253V231H252ZM259 232H258V234H259ZM200 233H201V232H200ZM232 233H234V232H232ZM237 233H238V232H237ZM237 233H236V234H237ZM240 233H241V232H240ZM240 233H239V234H240ZM260 233H261V232H260ZM212 234H213V232H212ZM220 234H221V233H220ZM227 234H228V232H227ZM258 234H257V235H258ZM233 235H235V234H233ZM244 235H245V238H249V239H250V238L252 237V236H250V237H249V236H246V234H243V236H244ZM199 236H200V235H199ZM203 236H204V235H203ZM222 236H224V235H221V237H222ZM226 236H227V235H225L224 237H226ZM241 236H242V235H241ZM241 236H240V237H241ZM259 236H260V235H259ZM259 236H258V238H256V239H257V242H259V241H258L259 238H262V237H259ZM262 236H263V233H262ZM211 237H214V236H211ZM228 237L231 238V235H228ZM235 237L237 238L238 236L236 235ZM235 237L233 236L232 238H235ZM193 238H194V237H193ZM197 238H198V237H197ZM197 238H196V240L198 241ZM204 238H205V237H204ZM208 238H209V237H208ZM230 238H228V239H230ZM236 238H235V239H236ZM243 238H244V237H243ZM226 239H227V237H226ZM237 239H238V238H237ZM249 239H248V240H249ZM207 240H208V239H207ZM212 240H213V239H212ZM220 240H221V239H220ZM220 240H219V242H220ZM231 240H233V239H231ZM239 240H240V239H239ZM246 240H247V239H246ZM251 240H252V239H251ZM224 241H225V239H224ZM240 241H241V240H240ZM240 241L238 242L239 244H240ZM225 242H226V241H225ZM229 242H230V243H229ZM234 242H237V240L234 241ZM251 242H252V241H251ZM257 242H256V244H257ZM205 243H206V242H205ZM212 243H213V242H212ZM223 243H224V242H223ZM227 243H228L229 246L234 245V244H231V241H228ZM238 243H236L235 245H238V247L241 246V244L239 245ZM201 244H202V243H201ZM218 244H219V243H218ZM230 244H231V245H230ZM246 244H250V243H246ZM210 245H211V243H210ZM224 245H225V243H224ZM204 246H205V245H204ZM207 246H208V245H207ZM229 246H228V248H229ZM249 246H250V245H249ZM251 246H252V244H251ZM257 246H258V244H257ZM257 246H256V247H257ZM209 247H210V246H209ZM222 247L225 248L226 246H222ZM233 247H234V246L230 247V249L233 248ZM236 247H237V246H236ZM14 248H15V247H14ZM257 248H258V247H257ZM257 248H256V249H257ZM206 249H207V248H206ZM221 249H223V248H221ZM226 249H227V248H226ZM226 249H225V250H226ZM230 249H229V250H230ZM241 249H242V248H241ZM244 249H246V248H244ZM244 249H243V250H244ZM247 249H248V248H247ZM249 249H250V248H249ZM249 249H248V251H249ZM195 250H197V249H195ZM203 250H204V248H203ZM225 250H224V251H225ZM227 250H228V249H227ZM229 250H228V251H229ZM243 250H242V252H243ZM201 251H202V250H201ZM214 251H215V250H214ZM233 251H235V250L233 249ZM236 251H238V250H236ZM240 251H241V250L239 249V252H240ZM245 251H246V250H245ZM248 251H247V252H248ZM198 252H199V251H198ZM204 252H206V251H204ZM211 252H212V251H211ZM9 253H10V252H9ZM47 253L49 254V252H47ZM226 253H227V252H226ZM236 253H237V252H236ZM201 254H202V252H201ZM224 254H225V253H224ZM232 254H233V253H232ZM207 255H208V254H207ZM207 255H206V257H207ZM246 255H248V253H247ZM246 255H245V256H246ZM53 256H54V255H53ZM242 256H243V255H242ZM49 257L52 258L51 256H49ZM199 257H201V256L199 255ZM211 257H212V256H211ZM238 257H239V255H238ZM9 258H10V260L12 261L11 264H12V263H13V264H46V262L48 261V256H47V254H46V251L44 252V251H42V250H40V249H37V248H31V247L29 248V247H26V246H25L24 248H21V247L19 248V247H18V248H16V249H13L12 252L10 253V257H9ZM197 258H198V257H197ZM197 258H196V259H197ZM201 258H202V257H201ZM203 258H204V256H203ZM207 258H208V257H207ZM227 258H228V257H227ZM199 259H200V258H199ZM223 259L225 260V258H223ZM234 259H235V258H234ZM248 259H249V257H248ZM10 260H8V261H10ZM88 260H89V259H88ZM220 260H221V259H220ZM229 260H230V259H229ZM50 261H51V260H50ZM52 261H53V259H52ZM90 261H91V260H90ZM227 261H228V260H227ZM98 262H99V261H98ZM224 262H226V261H224ZM224 262H223V263H224ZM249 262H250V261H249ZM48 263H49V262H48ZM48 263H47V264H48ZM50 263H51V262H50ZM50 263H49V264H50ZM52 263H53V262H52ZM223 263H222V264H223ZM260 263H261V262H260ZM260 263H259V264H260ZM78 264H96V263H94V262H87V263H86V261H82V260H81V262L78 263ZM197 264H198V263H197ZM205 264H206V263H205ZM225 264H226V263H225ZM233 264H234V263H233Z\"/></svg>","mask_w":264,"mask_h":264}]
</instances>
